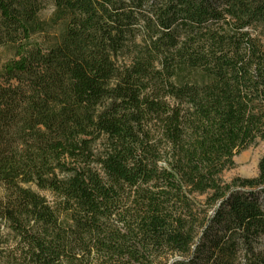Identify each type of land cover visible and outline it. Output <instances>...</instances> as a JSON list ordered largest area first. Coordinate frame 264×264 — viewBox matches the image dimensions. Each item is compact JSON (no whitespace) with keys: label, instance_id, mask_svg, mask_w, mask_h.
<instances>
[{"label":"trees","instance_id":"trees-1","mask_svg":"<svg viewBox=\"0 0 264 264\" xmlns=\"http://www.w3.org/2000/svg\"><path fill=\"white\" fill-rule=\"evenodd\" d=\"M0 50V264H264V0H0Z\"/></svg>","mask_w":264,"mask_h":264},{"label":"rangeland","instance_id":"rangeland-1","mask_svg":"<svg viewBox=\"0 0 264 264\" xmlns=\"http://www.w3.org/2000/svg\"><path fill=\"white\" fill-rule=\"evenodd\" d=\"M52 12V5L47 3L41 12V18L47 19ZM5 54L0 50V60L4 58ZM264 157V143L257 142L255 145L249 147L233 159L234 166L223 172L221 178L224 183H230L235 178H252L257 174V165L259 160ZM41 196L45 197L48 202H52L53 197L48 192H39L35 187L32 188Z\"/></svg>","mask_w":264,"mask_h":264}]
</instances>
